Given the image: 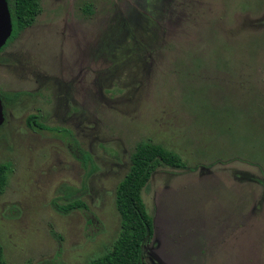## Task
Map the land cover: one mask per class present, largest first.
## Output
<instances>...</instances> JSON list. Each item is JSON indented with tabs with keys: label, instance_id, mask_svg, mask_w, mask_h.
I'll return each mask as SVG.
<instances>
[{
	"label": "rangeland",
	"instance_id": "obj_1",
	"mask_svg": "<svg viewBox=\"0 0 264 264\" xmlns=\"http://www.w3.org/2000/svg\"><path fill=\"white\" fill-rule=\"evenodd\" d=\"M39 8L0 50V92H22L0 126L7 264H84L110 248L115 188L142 140L185 162L143 188L146 264H264V0ZM76 146L96 165L85 182ZM77 197L86 208L53 206Z\"/></svg>",
	"mask_w": 264,
	"mask_h": 264
},
{
	"label": "trees",
	"instance_id": "obj_2",
	"mask_svg": "<svg viewBox=\"0 0 264 264\" xmlns=\"http://www.w3.org/2000/svg\"><path fill=\"white\" fill-rule=\"evenodd\" d=\"M7 2L12 20V33L8 38L10 41L12 36L35 21L40 8L39 0H7ZM21 94L20 91L0 92L4 107L7 102L17 100ZM74 153L85 170V182L95 171L96 165L91 154L82 148L76 146ZM161 166L182 168L185 162L179 153L161 144L150 140H142L136 144L130 154L129 168L115 188V207L120 217L118 235L110 248L84 264H146L144 246L153 237L154 223L153 217L147 211L142 191L151 175ZM11 172L12 165L9 161L0 162V195L7 186ZM86 187L84 184L82 189L85 190ZM53 206L61 213L87 207L78 197L65 204H58L54 199ZM0 264H7L1 242Z\"/></svg>",
	"mask_w": 264,
	"mask_h": 264
},
{
	"label": "water",
	"instance_id": "obj_3",
	"mask_svg": "<svg viewBox=\"0 0 264 264\" xmlns=\"http://www.w3.org/2000/svg\"><path fill=\"white\" fill-rule=\"evenodd\" d=\"M12 33V20L7 0H0V48L5 45ZM5 121L4 104L0 95V126Z\"/></svg>",
	"mask_w": 264,
	"mask_h": 264
},
{
	"label": "flooded vegetation",
	"instance_id": "obj_4",
	"mask_svg": "<svg viewBox=\"0 0 264 264\" xmlns=\"http://www.w3.org/2000/svg\"><path fill=\"white\" fill-rule=\"evenodd\" d=\"M7 41H8V40H7ZM8 42H9V41H8ZM8 42L5 43V45L3 46V48L6 47V45H7ZM1 48H2V47H1ZM1 48H0V49H1ZM46 82H47V80H46ZM52 83H53V82H52V80L50 79V82H49L50 85L48 86V89L50 90V92H49L50 97H53V89H52V87H51ZM4 113H5V112H4Z\"/></svg>",
	"mask_w": 264,
	"mask_h": 264
}]
</instances>
